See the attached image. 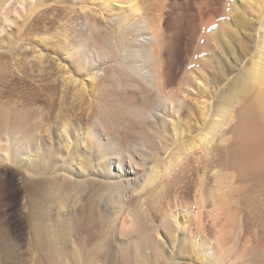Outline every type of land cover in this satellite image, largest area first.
<instances>
[{
    "label": "bare ground",
    "instance_id": "bare-ground-1",
    "mask_svg": "<svg viewBox=\"0 0 264 264\" xmlns=\"http://www.w3.org/2000/svg\"><path fill=\"white\" fill-rule=\"evenodd\" d=\"M139 1L0 0V27L5 24L4 29L10 28L0 35V49H4L0 51V166H14L29 207L26 225L14 228L15 224L11 227L1 221L0 264H114L119 259L122 264L146 260L178 264L185 258L183 251L191 252V246L201 263L219 264L232 249L222 240L214 246L199 242L191 231V213L187 220H181V210L172 208L167 191L171 182L163 191L167 195L156 192L159 203L155 210L163 213L159 225L153 223L145 208L147 191L155 182L177 175L178 170L184 174L182 165L191 166L188 161L192 156L203 166L217 161L221 167L212 172L217 186L223 179L232 186L237 177V186L248 192L250 210L260 214L261 220L246 223L237 216L236 227H264V4L260 3L264 0H254L251 8L250 15L258 14L260 25L252 24L259 38L254 39L257 46L254 43L251 60L225 89H214L212 96L209 92L211 100L207 97L209 100L198 101L199 109L192 111L200 122L196 135L191 125L186 128L181 122L190 81L198 79L194 69L185 72L177 89L171 87L173 91L168 90L170 84L165 78L164 50L170 37L163 27L166 0H155L158 8L153 12ZM238 2L224 3L233 14L235 30L246 18L238 19L242 13ZM211 5L212 0L186 2V9L198 10L202 37L215 35L214 29L211 31L216 23ZM117 6L120 12L114 11ZM45 22L51 25L47 27ZM54 25L56 29L51 31ZM42 30L54 35L35 38ZM225 31L219 34H230V30ZM28 48L41 56L40 62L50 61L49 51L64 55L69 71L77 73L70 74V82H75L77 75L96 79L98 84L95 88L90 85L93 90L89 92L85 78H81L76 92L69 86L64 89L55 81L50 84L52 77L46 68L42 78L47 77L51 94L32 86L28 70L25 79L17 80L13 74L27 59ZM9 60L19 68L7 71ZM221 70L214 74L215 82L222 77ZM10 76L13 79L5 81ZM205 76L203 72L199 77ZM208 80L204 85H200L203 80L198 82L203 95L209 87L207 82L212 81ZM149 91L160 97L151 107L145 104ZM89 97L91 112L76 113L77 106L85 109ZM38 102L44 103V108L39 123H31V105ZM161 127L170 129L167 137L173 145L164 156L152 149L153 136ZM141 171L144 173L139 176ZM7 178V171L1 168L0 187ZM158 183L157 188L161 186ZM163 199L168 202L167 208ZM194 215L200 222L198 214ZM215 220L213 217V223ZM104 227L105 238L99 233ZM159 229L166 231L163 242ZM131 244L135 254L126 250ZM140 247L147 254L141 255Z\"/></svg>",
    "mask_w": 264,
    "mask_h": 264
},
{
    "label": "rangeland",
    "instance_id": "rangeland-1",
    "mask_svg": "<svg viewBox=\"0 0 264 264\" xmlns=\"http://www.w3.org/2000/svg\"><path fill=\"white\" fill-rule=\"evenodd\" d=\"M187 1L188 0H166V4L168 6L164 9L165 15H164V20H163V27L166 32L168 31V33H170V37L168 39L169 44L168 46L165 47V50H164L165 63H166L165 64L166 66L165 67V73H166L165 78H166L167 84L168 83L170 84V85L168 84L169 85L168 90L173 91L171 90V87H174L175 89H177V86L179 82L181 81V79L183 78V75L185 74V72L191 71V68L192 70L194 69L193 71L195 75H197L198 79L193 78L192 79L193 82L190 81V84L192 85V86L190 85L191 91L190 93H188L189 95L187 94V96H185L186 99L184 100V106L182 105V108L184 109L181 110V116H182L181 122L183 123V125H186V128H188L187 125H191L189 126L191 127V131L193 130V132L194 131L196 132V129L200 126L199 124L200 122H197L198 120L195 119V115L193 112L199 109V106L201 105L200 102H202L204 98L209 97L210 94L212 96L214 94L212 93L214 89H220V90H222L223 88L225 89L228 83L231 81V79L235 78L238 75L237 73L240 71V69L245 67L246 64H248V62L251 60V57L253 56L255 52L254 50L256 49V46H257L256 41H258L257 39L259 38L257 35V32L254 31V29L252 28V24H255L256 26H258L259 18H258V14H255V16L250 15L253 9L252 6L254 5V0L252 1L251 0L249 1L248 0H238L239 1L238 5L240 6L239 10H241L242 13L239 16V18L238 17L237 18L240 21L244 19V16L246 18L244 19L245 20L244 22L239 21L240 25H239V28L236 29L237 30L236 31L234 29L235 27L233 26V22H232L233 14L230 13V10L227 9L226 5L224 4L226 3V0H212L210 11L214 13V17L216 19L215 21L217 24L215 23V25L213 26L215 28L212 27L211 31H213L214 29L215 35L213 34V36L211 35V37L209 38L202 37L201 17L198 15V10L196 11L195 9H192V10L186 9ZM139 2L140 4L143 5L144 9H149L150 12L151 11L153 12L158 8V4L156 3L155 0H145V1L140 0ZM249 2H250V5H247L249 4ZM260 3L264 4V2H260ZM176 5L178 7H176ZM16 6L18 8L21 7L19 3H16ZM114 8H115L114 9L115 12H120L119 6L114 7ZM205 17H208V15H206ZM101 19L102 18H100V21L105 22L104 19L102 20ZM44 24L47 27L51 25L48 22L47 23L45 22ZM3 25L0 27L2 29V31L0 29L1 36H3L4 33L6 34L7 29H10L8 26H6L7 27L6 29H4ZM57 25L59 24L57 23L56 26ZM12 26H14V24H12ZM56 26L54 25V27L51 28V31H53V29H56L55 28ZM225 30H228L227 33L230 30L231 35L229 33L227 35H224V33L219 34V33L224 32ZM43 31L44 30L40 31L39 34H36L35 38L38 39L39 35L46 36V37H52L54 35L52 33L43 32ZM228 35H230L231 38L230 36L228 37ZM225 36L227 37L225 38ZM254 43L256 44V46ZM0 51H4V49L2 50L0 49ZM27 51H28V57L26 60L24 59L23 63L21 64L22 66L27 67V69L22 68V66L20 68L18 66L16 67V65L12 63L13 61H10V60L7 61V66H10V67H8L9 69L7 68L6 69L7 71L10 72V69L11 70L14 69L15 71L17 68H19L20 70L19 69L16 70V72L13 74L17 80L25 79L26 77L25 71L28 70L32 74L31 79H33V81H30L32 83V86L36 85V86H39V88L40 87L43 88L47 94H51L49 92H52V91H49L51 89H50V86L47 85L48 84L46 81L47 77H45L46 79L44 80L43 79L44 77L42 76L44 73H46L44 71L45 68L48 69L47 73L51 75L52 77V81L50 82V84L54 83L55 81L56 84H58L60 87H63L64 89L66 86H69V88L72 91L76 92L77 86L81 84V78H85L84 82L86 83L87 86L90 87L89 92H92L93 88H95V85H96L95 83L98 84V81L96 79L93 80L88 76L82 77V76H77V75H76L77 80L75 82L73 81L70 82V78H69L70 74L74 75L77 73L74 71H69L70 64L67 62V60L64 59L65 56L64 55L62 56V54H59V53L57 54V53H54L53 51H49L50 61L48 62V61L43 60V62H40L41 56L38 55V53H33V51L30 48H28ZM43 59H45V57H43ZM220 68L223 70H221ZM219 69L222 71L221 72L222 77L220 78L219 81L215 82L214 74L217 73V71H220ZM42 70L44 72H42ZM203 72H204V75H206L205 78L207 80L209 79L208 81L212 80L211 82H207V85L209 84V87H208L209 89L206 87L207 89H205V95H203V93L201 92L202 90L201 91L198 90L199 87H197L199 84L198 83L199 80L201 81L203 80V84L201 83L200 85H204V82L207 81L203 77H199L203 74ZM208 74L209 76H207ZM11 77L13 79V76H10V77H6L5 81L6 80L11 81L12 80ZM2 80H4V78ZM90 85L93 86V88ZM210 89H212V91H210ZM198 92L201 95H198ZM147 94L149 95L148 96L149 99L147 103L145 104L148 107L149 106L151 107V105L154 102L156 103L157 101L160 100L159 99L160 97L154 91H149L147 92ZM202 95L205 97H201ZM209 99L211 100L212 97H209ZM209 99L207 98L205 100H209ZM89 100H91L90 97L84 102L86 103V105H83L84 106L83 108L85 109H82L80 106H77L76 110L77 111L83 110L80 112H84V114H87V113L89 114L91 112V109L89 108L91 101ZM199 100L201 101L198 102ZM31 107L34 109H33V112L31 113L33 116L32 117L33 120H31L30 122L39 123V118L44 108V103H40V102L34 103L33 105H31ZM87 108H89V110H87ZM238 109L239 107L235 108L236 110L234 111L235 114H237L236 112H238ZM77 111L76 113H79V111L78 112ZM255 111L259 113L260 109L257 107L255 108ZM189 116L192 118H190ZM158 131L159 133L157 132L158 134L156 133V135L153 136L154 144H152V149L157 151L160 154V156H164L165 152L168 150L167 148H170V146H173L170 142L172 141V139L170 138L171 140H169L167 137L169 136V134L167 135V133H170V129L168 127H161L160 130L158 129ZM196 133L194 135H196ZM213 152L214 154H217L216 150H213ZM196 154L194 155L195 157H196ZM199 154L200 153H198V155ZM200 155L204 156L202 153ZM192 157L190 161H188L189 165L191 166H187L188 164L182 165V167L184 166L186 168L185 169L183 167V169L186 170L184 174L182 170L175 171L177 174V175L173 174L175 177L171 175L169 177L163 178L161 182L160 181L155 182L154 187H152L149 191H147L149 193H147L146 195L147 197H146L145 208L148 207L147 209H148V212L151 218H153L152 219L153 223L155 222L156 225L157 224L159 225L161 218L163 216V213H160V211L155 210V208H157L158 206V205L156 206V204L159 203L156 201V196H157L156 192L158 191L162 193L163 191H166L165 188L169 184L172 183L175 186H172L171 184L170 185L171 189L167 190L169 191V199H171V204H173L172 208H174L175 210L177 209L181 210V213L179 215L181 220H187L188 219L187 217L191 213V231L193 235L199 240V242L201 243L205 242L207 243V245L209 244L211 246H214L216 245V241L218 242L219 240H222L223 242L222 244L223 245L225 244L224 246H226L227 248L229 246L230 250L232 249L230 255H227L219 264H264V227H261L258 225L248 226V227L244 226L241 229L236 227L237 226L236 223L238 221L236 222L235 220H237L238 218H239V221H241L240 220L241 218L242 221L246 223H252L253 221L256 222V221L261 220L260 214L255 213L250 210V205H249L250 201L248 199L249 198L248 192L245 189L243 190L242 186H239V185L237 186L239 182L237 177L236 179H234L235 182H233L232 186H227L225 184L224 179L223 181H221L222 179L220 180L221 186L220 187L217 186L216 176H214L215 175L214 173L216 172L215 170L221 167L219 164H218L219 166L216 165L217 161L216 162L209 161L207 164H205V166H203L204 164L202 165V163H199L198 161L197 163L195 162L197 160L196 159L197 157L196 158L194 157L192 158ZM190 162L194 163V166L192 165V163L190 164ZM150 166L151 164L148 165V168ZM196 166L197 167L200 166V168L198 167L197 169ZM1 168L3 169L5 168V170L8 173V178L6 180V183L0 187V194H2L0 198V222L2 221L4 225L6 224L11 227L12 225L14 226L15 224L16 227L14 228L22 227L23 225H26L27 223L26 214H27V211H29L28 209L29 207L27 205L26 199H24V197L22 196V191H21V186H20L21 184L20 182H18L20 180L18 179V175L16 174L17 172L14 166H12L11 164L9 163L4 164L0 166V170ZM213 171L215 172L212 173ZM143 173L144 172L141 171L138 173V175L140 176ZM202 173L204 174V178H202V175H201ZM135 179L136 178H133V180ZM202 179H203V186H201ZM173 180L176 182H172ZM157 183L159 184V186L161 185L160 186L161 188L160 187L157 188L158 186ZM180 185L182 186L181 187L182 189H180ZM227 191H229V194ZM163 194L165 193L163 192ZM163 200H164L163 201L164 206L167 208L168 202L165 199ZM136 201L137 200L134 199L133 203L137 204ZM232 207H236L239 210L238 209L236 210V208L232 209ZM233 210L240 211V212H235ZM195 213L198 214V218L200 217L199 219L201 220L200 222H198V220L196 221L197 215H194ZM213 217L216 218L215 223H213ZM2 222L0 223V225H3ZM153 223L151 221L147 224V226L148 227L152 226ZM106 229L104 227L102 231H99V233L101 232L102 236L104 235L103 238L106 237L105 233H103V231L104 232L107 231ZM159 239H161V242L166 240V231H164L163 229H159ZM102 243H104V241H102ZM126 250L129 253L135 254V247L132 244L129 245ZM139 253H141V255L147 254L146 250H144L141 247H140ZM195 254L196 252L191 246V252L190 250L183 251V255L185 256V258L184 257L181 258L180 260L181 262H179L178 264H203L201 263L202 259L198 258V256H196L197 254L196 255ZM111 257L113 256L111 255ZM117 261H114L116 262L114 264H120V263L122 264V261L120 259ZM146 261L148 262L146 263L139 262L138 264H162V263L168 264L165 261L164 262L163 261L151 262L149 260H146ZM99 263L101 264L100 261H98L97 263H92V264H99ZM206 263L207 262H205L204 260V264Z\"/></svg>",
    "mask_w": 264,
    "mask_h": 264
}]
</instances>
